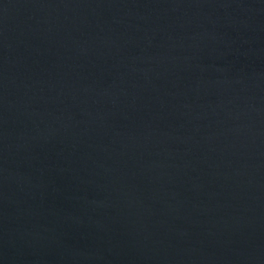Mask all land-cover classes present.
<instances>
[{"label": "water", "instance_id": "obj_1", "mask_svg": "<svg viewBox=\"0 0 264 264\" xmlns=\"http://www.w3.org/2000/svg\"><path fill=\"white\" fill-rule=\"evenodd\" d=\"M0 264H264V0H0Z\"/></svg>", "mask_w": 264, "mask_h": 264}]
</instances>
